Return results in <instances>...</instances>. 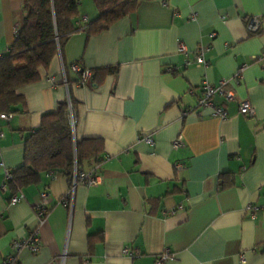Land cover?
Returning a JSON list of instances; mask_svg holds the SVG:
<instances>
[{
  "label": "crops",
  "instance_id": "0c3cea01",
  "mask_svg": "<svg viewBox=\"0 0 264 264\" xmlns=\"http://www.w3.org/2000/svg\"><path fill=\"white\" fill-rule=\"evenodd\" d=\"M24 2L0 0V54L14 42ZM97 14L82 0L76 25ZM253 19L258 32L249 28ZM200 46L205 65L195 62ZM73 63L91 72L84 85L70 73L65 82ZM105 67L115 70L95 75ZM223 79L235 94L213 98L225 106L224 120L197 105L202 84ZM21 93L20 112L0 119V264L10 254L15 264H154L165 250L173 256L165 264H264V0H141L98 35L74 33ZM70 96L75 138L103 141L101 183H78L69 207L61 201L70 179L47 172L10 204L17 191L1 188L5 168L23 164L26 138ZM240 101L254 116L239 112ZM179 136L184 146L175 149ZM42 190L49 212L40 223L34 206ZM34 230L40 250L16 253L12 242ZM125 247L139 255H125Z\"/></svg>",
  "mask_w": 264,
  "mask_h": 264
},
{
  "label": "trees",
  "instance_id": "16d2710c",
  "mask_svg": "<svg viewBox=\"0 0 264 264\" xmlns=\"http://www.w3.org/2000/svg\"><path fill=\"white\" fill-rule=\"evenodd\" d=\"M81 1L25 0L24 16L17 27L14 42L0 57V112H20L24 102L21 89L41 79L42 69L49 68L74 33L84 31L88 36L98 35L134 13L141 2L92 0L97 16L78 27ZM74 64L78 63L64 68L68 84L72 81L69 73L76 83L81 79V71L72 69ZM114 70L113 67L98 68L95 75ZM71 110L77 120L76 102L70 96L59 103L56 111L44 114L41 125L26 138L24 162L12 171L8 183L15 192L40 182L43 173H63L71 181L75 166L81 171H96L103 163V141L99 138L77 140L70 122Z\"/></svg>",
  "mask_w": 264,
  "mask_h": 264
},
{
  "label": "built area",
  "instance_id": "2783aa9c",
  "mask_svg": "<svg viewBox=\"0 0 264 264\" xmlns=\"http://www.w3.org/2000/svg\"><path fill=\"white\" fill-rule=\"evenodd\" d=\"M192 18H195V15H193ZM83 20H86V17H84ZM249 28L250 30L257 31L258 30V20L253 19L249 24ZM16 32H17V28L15 31V34ZM179 51H182V52L185 51V47L181 46L179 48ZM205 52H206V48L202 46H200L199 49L197 50L196 55H195V62L197 65L206 64ZM2 55L3 54H0V57ZM244 67L245 66L243 65L242 67L239 68L237 75L241 73ZM72 69L74 71H81V79L78 82V85H84L91 77V72L87 69L82 70L78 64H74L72 66ZM63 75H64V80L66 82L64 70H63ZM226 83H227L226 79L221 80V82L218 85H213V84L204 82L202 84V93L197 101V105L200 106L201 108L211 109L212 117L219 118L222 120L227 119L229 117V114L225 106L223 104L216 105L213 98L214 96L219 95L224 99L225 102L235 100L234 92L227 91L224 89V85ZM238 106H239V112L242 115L246 117L254 116L255 114L254 109L252 108V106L250 105L248 101H240L238 102ZM11 117H12L11 113L0 112V119L8 120ZM70 122H71L72 130L74 132L75 126H76V120L74 118V114L72 110L70 111ZM3 135H4L3 131L0 130V137H2ZM141 138L147 144H150V145L154 144V139L152 138L150 134H145ZM183 146H184V142L181 136H179L173 141V147L175 149L183 147ZM0 167H3V165L0 164ZM177 167L182 168L183 164H178ZM4 171H5V179H4V182L1 188L3 190H7L9 186L8 183L12 179V170L5 168ZM78 183H84L90 187L98 186L101 183V176L99 173H97L94 170L81 171L78 169L77 166H75L73 173H72V180H71L70 188L67 192V195L61 201L65 206H69V207L72 206L75 188ZM39 196H40V200L34 206V211H35L38 221L42 223L45 220L49 212V199H48V193L45 190H42ZM23 198H24V195L22 194V192L17 191L16 193L12 195L9 203L12 205L16 204L20 202ZM23 247L28 248L31 252H34V253L40 250L41 239H40L39 230H34L30 234V236L24 240H18V241L16 240L12 242V248L16 253L20 251L21 248ZM123 253L125 255L132 256V257L139 255L138 250L133 251L128 247H125L123 249ZM172 257H173L172 254H170L168 250H165L163 253H161L160 255L156 257L154 264H165L166 261L172 259ZM242 259H244L243 256H242ZM15 262H16V254H10L5 260L1 262V264H15Z\"/></svg>",
  "mask_w": 264,
  "mask_h": 264
}]
</instances>
